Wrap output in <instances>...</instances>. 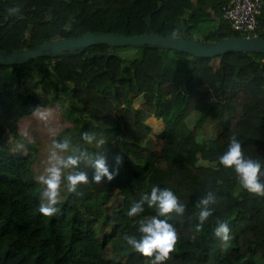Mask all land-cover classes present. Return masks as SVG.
I'll return each mask as SVG.
<instances>
[{"label": "trees", "instance_id": "obj_1", "mask_svg": "<svg viewBox=\"0 0 264 264\" xmlns=\"http://www.w3.org/2000/svg\"><path fill=\"white\" fill-rule=\"evenodd\" d=\"M226 1L0 0V50L87 31L198 33L206 41L246 35L223 17ZM11 7L20 13L10 16ZM259 20L264 25L263 12ZM260 56L231 50L197 57L158 46L97 43L0 64V264H151L122 237L138 235L137 218L127 211L153 185L171 189L186 205L184 215L170 221L179 241L163 264H264V197L241 189L234 171L218 161L233 134L247 156L264 161ZM46 73L57 89L49 98L39 92ZM70 98L78 112L57 139L70 136L81 146L79 134L94 124L106 142L100 149L83 146L105 156L110 170L117 167L116 157L121 163L118 175L102 184L91 182L94 169L82 164L90 180L80 185L83 194L67 193L58 213L46 217L38 211L42 186L32 173L37 150L29 143L27 152L13 149L10 142L19 138L23 116L54 101L66 105ZM195 110L200 115L189 127L186 119ZM151 117L163 121L160 131L147 123ZM209 117L217 118L221 129L198 140V126ZM208 191L220 199L198 232L195 205ZM154 214L145 206L144 216ZM218 221H227L231 229L226 247L213 235Z\"/></svg>", "mask_w": 264, "mask_h": 264}, {"label": "clouds", "instance_id": "obj_2", "mask_svg": "<svg viewBox=\"0 0 264 264\" xmlns=\"http://www.w3.org/2000/svg\"><path fill=\"white\" fill-rule=\"evenodd\" d=\"M19 13V7L8 9L10 16ZM172 35L176 36L177 33ZM79 135L83 145H92L96 149L102 148L106 142V139L98 137L97 132H83ZM83 145H75L70 136L52 140L47 166L37 177L38 184L42 186L38 211L43 216L51 217L58 213L62 186H66L68 193L76 196L83 194L78 189L90 180L87 172L81 170L82 164L94 169L91 182L96 184H102L104 180L112 181L118 175L120 157H116L117 167L110 170L105 156L93 154ZM218 161L224 168L234 171L241 189L253 196L264 197V161L247 156L236 134L230 137L227 148L218 157ZM219 199L214 191H208L198 199L195 205L198 209V232L213 215L214 206ZM145 206L155 209V214L144 216ZM185 211L186 205L171 189L153 185L150 192L143 193L127 211L128 217L137 218L135 223L138 235L124 234L122 239L127 246L150 258L151 264H163L171 259L179 241V234L170 221L174 215L183 216ZM213 235L226 247L232 239L228 222L218 221Z\"/></svg>", "mask_w": 264, "mask_h": 264}, {"label": "water", "instance_id": "obj_3", "mask_svg": "<svg viewBox=\"0 0 264 264\" xmlns=\"http://www.w3.org/2000/svg\"><path fill=\"white\" fill-rule=\"evenodd\" d=\"M218 27L215 28V31ZM97 43L113 46H158L163 49H174L197 57H214L227 51H244L260 53L264 60V35L220 37L206 41L192 35H162L159 33L120 34L114 32L87 31L76 37H62L20 49L0 50V64L23 63L29 58L38 56H57L76 48L88 47Z\"/></svg>", "mask_w": 264, "mask_h": 264}, {"label": "rangeland", "instance_id": "obj_4", "mask_svg": "<svg viewBox=\"0 0 264 264\" xmlns=\"http://www.w3.org/2000/svg\"><path fill=\"white\" fill-rule=\"evenodd\" d=\"M262 12L264 18V6L262 7ZM212 63L216 64L217 58H214ZM35 77L38 79L39 74H35ZM52 79V76L46 73L43 83L39 88V92L48 98L57 91V89L54 88L56 84L54 85V80ZM138 100L139 98L136 101ZM62 105L63 103L54 101L48 107H40L34 113L23 116L19 121V138L11 139L10 143L13 149H21L24 152H27L29 149L27 143L35 146L38 157L32 165V173L36 179L43 173L44 168L47 166L52 140L54 138L57 139L58 136L56 135L65 127L72 126L73 122L71 121V118L73 119L76 117L77 109L75 107L77 104L75 105L72 98L68 100L66 105ZM199 115L200 112L198 110L193 111L187 117L186 124L189 127H193L197 123ZM147 123L151 125L154 132L160 131L163 127V121L154 117L149 118ZM93 125L89 126V132H97ZM221 126L222 124L217 120V118H206L198 126L199 134L197 138L202 139L205 136H214L219 132ZM97 135L98 137L105 139L100 132H97ZM74 144L80 146L79 142H74ZM67 193L66 186H62L60 200H63Z\"/></svg>", "mask_w": 264, "mask_h": 264}, {"label": "built area", "instance_id": "obj_5", "mask_svg": "<svg viewBox=\"0 0 264 264\" xmlns=\"http://www.w3.org/2000/svg\"><path fill=\"white\" fill-rule=\"evenodd\" d=\"M222 11L231 27L245 32L246 36L264 32V25L259 20L262 12L261 0H227Z\"/></svg>", "mask_w": 264, "mask_h": 264}, {"label": "crops", "instance_id": "obj_6", "mask_svg": "<svg viewBox=\"0 0 264 264\" xmlns=\"http://www.w3.org/2000/svg\"><path fill=\"white\" fill-rule=\"evenodd\" d=\"M194 37L200 38L201 35L197 33ZM220 129H221V127H220ZM209 136H211V135H209ZM205 137H207V136H205ZM205 137H203V138H205ZM203 138H202V139H203ZM202 139H199V138H198V140H202Z\"/></svg>", "mask_w": 264, "mask_h": 264}]
</instances>
